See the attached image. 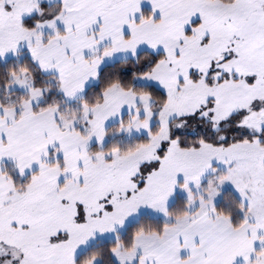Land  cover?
Wrapping results in <instances>:
<instances>
[{
	"label": "snow or ice",
	"instance_id": "snow-or-ice-1",
	"mask_svg": "<svg viewBox=\"0 0 264 264\" xmlns=\"http://www.w3.org/2000/svg\"><path fill=\"white\" fill-rule=\"evenodd\" d=\"M0 264H264V0H0Z\"/></svg>",
	"mask_w": 264,
	"mask_h": 264
}]
</instances>
